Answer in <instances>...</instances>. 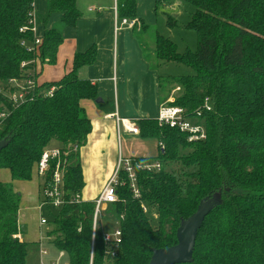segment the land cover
<instances>
[{
  "label": "trees",
  "instance_id": "obj_1",
  "mask_svg": "<svg viewBox=\"0 0 264 264\" xmlns=\"http://www.w3.org/2000/svg\"><path fill=\"white\" fill-rule=\"evenodd\" d=\"M80 1L48 0L46 26L58 13L63 27H76ZM155 1L156 9L174 5L172 0ZM179 1L196 8L185 28L197 34V51L180 53L175 42L156 33L155 55L195 71L172 79L180 94L169 106L182 108L186 119L202 125L206 139L190 141L188 133L158 120L139 121L141 136L163 147L155 157L130 159L140 197L135 198L129 175L121 170L118 201L100 216L116 224L113 230H122L119 257L111 261L106 255L100 220L93 245L94 201L67 203L50 222L55 229L47 237L55 238L53 244L68 256V264H149L154 250L177 244L178 228L201 201L219 192L222 203L206 217L193 261L187 264H264V0ZM137 8L138 0H117L119 19L135 21L133 31L151 62L143 36L152 26L137 18ZM33 12L34 0H0V116L6 114L0 118V142L7 140L0 152V173L9 171L12 182H29L44 152L59 147L68 153L61 161H67L64 192L70 201L83 195L80 151L93 132L81 104L99 97L97 85L78 72L95 63L97 48L77 53L72 72L61 80L38 84L43 68L56 65L64 36L57 28H46L42 43L29 51L35 42ZM167 17L170 28L178 26L174 17ZM24 27L28 30L22 32ZM11 80H32L36 87L16 104L10 98L15 89L7 85ZM51 87L54 95L47 97ZM56 164L45 180L52 179ZM155 164L160 169L145 168ZM21 204L22 195L0 178V264H27ZM148 211H155L156 227Z\"/></svg>",
  "mask_w": 264,
  "mask_h": 264
},
{
  "label": "crops",
  "instance_id": "obj_2",
  "mask_svg": "<svg viewBox=\"0 0 264 264\" xmlns=\"http://www.w3.org/2000/svg\"><path fill=\"white\" fill-rule=\"evenodd\" d=\"M142 1L138 0L137 18L145 24H154L157 19L148 20L145 17L157 18L156 1L153 4L147 0ZM139 2L144 4L143 8ZM78 7L82 16L76 27H63L61 14L55 13L49 18L46 28L53 26L52 28L61 30L64 43L59 49L56 65L44 67L42 78L38 81L44 84L61 80L72 72L77 53L83 54L94 47L97 48L95 63L81 68L78 72L81 79L96 84L99 92L98 99L85 100L81 104L93 125V132L86 146L80 151L85 180L82 197L85 201H95L106 185L99 191L97 188H91L88 172L98 170L100 165L101 170L106 171L105 181L109 182L120 158H151L159 153L158 140L145 138L141 134H131L122 122L138 125L142 120H157L162 108L169 106L173 100L169 97L168 86H164L163 82L166 80V84L172 83L174 77L161 74V66L166 63H158L156 67L157 65L153 66L146 60L143 48L131 26L117 24L114 0H82ZM48 9V0H34V11L38 18H46ZM44 32L42 27H38L39 35ZM176 91H179L178 88ZM0 178L3 182L10 181V176L5 171L0 173ZM21 195L22 198L25 196V200L19 212V223L22 214L25 228L26 224L30 223L29 215L25 214L29 209L26 202L34 196L32 202L37 208L41 193L39 192V200L38 194H32L30 191H25L24 196ZM37 233V229L31 226V229H27L25 235H22V240L27 242V237L35 240ZM37 240L41 241L40 234ZM43 251L47 252L45 249L41 250Z\"/></svg>",
  "mask_w": 264,
  "mask_h": 264
},
{
  "label": "rangeland",
  "instance_id": "obj_3",
  "mask_svg": "<svg viewBox=\"0 0 264 264\" xmlns=\"http://www.w3.org/2000/svg\"><path fill=\"white\" fill-rule=\"evenodd\" d=\"M147 1L152 2V4L155 2V0H147ZM142 2H144V0ZM142 2H139V4L143 8L144 4ZM171 2H174V5L172 4L169 7H164V6L158 7L157 18L156 17L152 18V16L145 17L148 20L157 19V22H155L154 24H151L152 26L151 28L153 30L150 29L148 35L143 36L144 41L146 42V45H147V47L145 48L148 50V55L152 57L151 63L153 65H158V63H163L157 60L156 55H155L156 48H155V36L154 35H156V33L175 42L178 46V52L180 53H185L187 50L196 52L198 48L197 34L194 31L188 30L185 28V26L191 21L192 15L196 12V8L192 5L181 2L179 0H172ZM167 15L174 17L178 21V26H175L174 28L173 27L170 28L167 24V18H168ZM35 19H36L37 26L42 27V30H45L47 27L45 24V18L44 17L38 18L37 15L35 14ZM40 71H41V67H40ZM160 71L163 76L171 75L174 78L190 76V75L195 74V71L193 69L185 65L177 64V63H166L165 65L163 64V66H161ZM41 72L43 73V70ZM42 73L38 78L39 80L42 78ZM24 83L25 81H19L20 85H23ZM163 83H164V86H168L169 88V97L176 99L180 94V91H176L177 85L173 82L169 83V81H168L169 84H166L167 83L166 80H164ZM52 149H59V147L55 146V147L50 148V150ZM5 172H7L10 176L9 171L6 170ZM105 173L106 171L103 169L101 170L100 165L98 166V170L88 172L89 179L91 180L90 182L92 185L91 188H97L99 191L107 184L108 181H105V178H104ZM42 181L43 179L36 172L34 175V178L29 182L13 183L10 177V181L8 183H12L14 190L17 191L19 194H23V196H24L25 191H30L32 194L37 193L38 200H39V192H40L41 201H42L43 200L42 190H41V188L43 187L41 186ZM24 197L22 198V202L25 200ZM34 199H35L34 196L28 199V201L26 202V205L29 207V209L27 208L28 210L25 211V214L29 215L28 221L30 222L26 224L27 227H25V229L26 230L28 229L29 231V228L31 229V226H32V228H36L38 231V233L34 236L35 240H32L30 237L26 238V241H27L26 243L28 244L27 264H42V263L43 264H53V263L68 264L69 263L68 256L65 255L64 253L59 252L56 249L55 245L53 244L55 238L47 237V233L55 229V226L51 225L50 222L53 220L54 216L57 214V210L42 206L41 201L38 207L36 208L34 207L35 204L32 202ZM21 205L24 206L23 203ZM147 213L149 214L152 225L156 227L158 223L157 221L158 219H157V215L155 214V211H148ZM42 218L48 220V224L43 225L41 223ZM23 224H25V221L23 220V217L21 214L20 226L22 227ZM100 224L101 226H103L106 232L112 231L113 225H116L114 223L104 222L102 220H100ZM39 234L41 236V241L37 240L39 237ZM42 249L47 250V255H43V253L41 252Z\"/></svg>",
  "mask_w": 264,
  "mask_h": 264
},
{
  "label": "built area",
  "instance_id": "obj_4",
  "mask_svg": "<svg viewBox=\"0 0 264 264\" xmlns=\"http://www.w3.org/2000/svg\"><path fill=\"white\" fill-rule=\"evenodd\" d=\"M114 12L116 16V20L118 21L117 24L122 25H129L133 27L135 25V21H129L127 19H119L118 16V9H117V0H114ZM31 17V24L32 27L30 28L31 32L34 33L35 36V42L33 45V48H30L29 51H34L37 46H39L42 43L41 35L38 34V26L35 19V11L30 14ZM28 30L27 27H24L21 29L22 32H25ZM22 46L28 47V44L26 42L22 43ZM27 66V63H23V67ZM39 84V83H38ZM9 88H14V93L10 94L11 100L19 104L23 102L24 97L28 94L29 91L34 90L36 87V83L32 80H27L23 85L19 84V80H11L7 84ZM178 90H180L178 88ZM55 92V87H51L48 92H46L47 97H52ZM45 94V93H44ZM174 103L175 99L171 100ZM206 108L210 111L211 108L209 106H206ZM6 114H1L0 118H5ZM160 125H167L170 128H178L181 132H185L189 134V140L190 141H199L206 139V131L204 127L200 124H194L192 120L186 119L184 116V110L179 107L174 106H167L162 108L160 112V116L157 119ZM125 129L134 135L141 134L140 128L138 125L131 123V122H122ZM161 147H163L162 144H160ZM78 147L76 146L74 148V151H77ZM62 156H68L67 152L62 151L61 149H52V150H46L43 154L42 159L38 163L37 170L38 174L41 178H43L42 181V196H43V202L42 206L49 207L52 209H55L59 211L62 209L67 203H83L85 200L82 196L76 195L75 197H72L70 201H67L65 198V192H64V186H65V173H66V167H67V161L64 160L61 161ZM57 161L56 169L53 173L52 179L45 180V176L47 175L48 171L50 170V167L54 161ZM145 168L147 169H160L159 164L155 165H147ZM121 170H124L128 173L129 178L132 183L133 192L135 195V198L140 197V192L136 186L137 181V175L135 171V167L132 165V161L129 159L120 158L118 167L112 176V178L109 180V182L106 184L104 189L102 190L100 196L94 201L95 203V212H94V219H93V229H94V237H93V245L95 240V233L96 229L100 220V216L102 215V211L105 210V208L112 203H116L118 201V191L117 187L120 184L119 177ZM41 223L43 225L48 224V220L42 218ZM122 230L119 227L114 228V230L110 232H105L104 239L105 243L108 247L106 255L111 261H115L119 257V252L123 243L122 239ZM43 255H46L47 252L43 251ZM43 264V263H42ZM58 264V263H53Z\"/></svg>",
  "mask_w": 264,
  "mask_h": 264
},
{
  "label": "water",
  "instance_id": "obj_5",
  "mask_svg": "<svg viewBox=\"0 0 264 264\" xmlns=\"http://www.w3.org/2000/svg\"><path fill=\"white\" fill-rule=\"evenodd\" d=\"M7 140L0 142V152L6 147ZM222 203L221 193L203 199L194 213L187 220L182 221L177 230V244L166 249L153 251L149 264H187L193 261L199 230L206 217Z\"/></svg>",
  "mask_w": 264,
  "mask_h": 264
}]
</instances>
